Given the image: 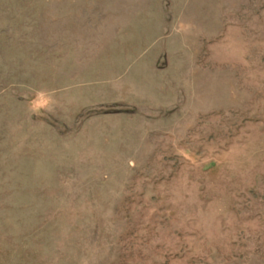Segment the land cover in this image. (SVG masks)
I'll return each instance as SVG.
<instances>
[{"label":"rangeland","instance_id":"obj_1","mask_svg":"<svg viewBox=\"0 0 264 264\" xmlns=\"http://www.w3.org/2000/svg\"><path fill=\"white\" fill-rule=\"evenodd\" d=\"M0 264H264V0H0Z\"/></svg>","mask_w":264,"mask_h":264},{"label":"clouds","instance_id":"obj_2","mask_svg":"<svg viewBox=\"0 0 264 264\" xmlns=\"http://www.w3.org/2000/svg\"><path fill=\"white\" fill-rule=\"evenodd\" d=\"M38 95L40 97L39 102L31 104L30 105V109L33 112H36L41 107H47L48 110L50 111L51 110V105L55 103V101H54V99L52 97V94L44 92V91H41V92L38 93Z\"/></svg>","mask_w":264,"mask_h":264}]
</instances>
